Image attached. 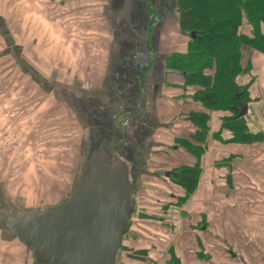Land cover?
<instances>
[{
    "label": "crops",
    "instance_id": "0c3cea01",
    "mask_svg": "<svg viewBox=\"0 0 264 264\" xmlns=\"http://www.w3.org/2000/svg\"><path fill=\"white\" fill-rule=\"evenodd\" d=\"M3 8L11 34L0 25L1 38L14 48L0 53V264L34 263L2 223L8 208L59 207L99 148L136 170L145 200L170 194L165 204L179 210L178 230L175 219L173 230L145 223L153 242L145 240L144 256L119 253L117 264H264V56L242 47V65L257 74L243 117L255 139L234 142L225 113L207 112L192 98L198 88L168 79L167 59L189 42L177 0H0ZM194 113L209 114L199 159L180 146L196 134ZM195 161V188L177 194L169 177Z\"/></svg>",
    "mask_w": 264,
    "mask_h": 264
},
{
    "label": "trees",
    "instance_id": "16d2710c",
    "mask_svg": "<svg viewBox=\"0 0 264 264\" xmlns=\"http://www.w3.org/2000/svg\"><path fill=\"white\" fill-rule=\"evenodd\" d=\"M177 9L180 30L189 42L185 53H174L167 59L168 74H180L184 88H198L192 98L207 112L226 114L222 129L230 132L231 141L255 139L248 133L244 118L236 112V97L241 95L243 103L250 100L251 82L245 84L242 78L252 65H242V47H250L264 56V0H177ZM190 120L196 134L193 140L181 144L199 159L203 154L201 144L209 135V114L194 113ZM219 134H215L217 138ZM185 170V173L174 170L173 181L184 175V185L189 187L192 177H198V168Z\"/></svg>",
    "mask_w": 264,
    "mask_h": 264
},
{
    "label": "water",
    "instance_id": "95a60500",
    "mask_svg": "<svg viewBox=\"0 0 264 264\" xmlns=\"http://www.w3.org/2000/svg\"><path fill=\"white\" fill-rule=\"evenodd\" d=\"M239 117L248 103L236 97ZM169 175V173H167ZM129 166L103 149L85 162L75 192L56 209L8 208L2 223L38 264H117L118 252L135 213Z\"/></svg>",
    "mask_w": 264,
    "mask_h": 264
},
{
    "label": "rangeland",
    "instance_id": "374dc122",
    "mask_svg": "<svg viewBox=\"0 0 264 264\" xmlns=\"http://www.w3.org/2000/svg\"><path fill=\"white\" fill-rule=\"evenodd\" d=\"M13 1L16 2V1H19V0H8L9 3L10 2L12 3ZM35 1H39V0H35ZM68 1L71 2L73 0H68ZM9 10H10L9 8H3L2 9V14H0V25L3 26V29H4L3 31H9L10 34H11V31L9 30V28H10V24H11V16L12 15H11L10 12H8ZM7 43H9V44H7ZM7 48H14V43L12 41H8V40L5 41V39H2L1 38V34H0V53H1L2 50L7 51ZM12 50H14V49H12ZM8 60H10V57H5L4 58V61H8ZM246 67H248V66H246ZM255 76H257V74L250 69V71L243 76V78H242L243 83H245V84L250 83L251 81H253V79L255 78ZM168 79H170L173 82H177V83L184 84V80L180 77V75H178L176 73L175 74H170L169 77H168ZM244 121H245V123L247 125V122H246L245 119H244ZM7 125H8L9 128L11 127V125L9 123H7ZM42 144H43V142H41V146H42ZM180 146H181V148H183L184 150H186L187 152H189L188 149L185 146H182V145H180ZM96 150H98V149H95V150L91 151L89 153V156L94 151H96ZM67 153L69 154V156H68L69 159L71 158V160H73V156L76 153L74 155H73L72 151H69ZM86 160L87 159H85L84 162H86ZM196 164H197V161H195V163L192 165L193 166V169L195 168ZM187 168L188 167H180V168H175V169H180L181 173H185L186 172L185 169H187ZM190 168L192 169V167H190ZM197 168H198V170H196V173H197L196 175L200 176L201 175V172H200L201 171L200 163L198 164V167ZM130 169H131V176H132L133 171L136 172V170L134 168H131V167H130ZM157 170H159V169H155L156 172H157ZM159 171H160L161 174L163 173L162 172L163 170L162 171L159 170ZM81 172H82V169H80L79 175L77 174L78 175L77 176V179L78 180H79V178L81 176ZM68 173H69V176H70V179H71V177L74 175L73 168H69L68 169ZM136 174H135V176H137ZM171 175H175V174H171ZM185 175H188V173L185 174ZM129 176H130V174H129ZM161 176H162V178H161ZM164 177H165L164 174L160 175L159 181H163ZM178 178H179V180H177V182L175 181L176 183L174 181H172V183L179 188L178 191H177V194H180L181 195L182 193H184V195H185L186 194V190L189 188V187H185V185H184L186 183V179H184V175H179ZM77 179H76V181H78ZM145 179L146 178L144 177L143 178V183H144V180ZM169 179L170 180H173V179H171V176L169 177ZM130 180H131V178H130ZM131 182L133 184L134 183V180L133 181L131 180ZM195 185H196V183L194 185H192L190 188H193L194 189L195 188ZM76 186H77V184H76ZM133 186L136 187L135 185H133ZM69 189L70 190H76L75 185L74 184H71L70 187H69ZM169 192H172V194L175 193V192L173 193V191H169ZM152 194H153L152 195L153 198L147 199V200H145L146 199L145 198L146 196H144L142 192L141 193L137 192L135 194V199L138 201V205L136 203L135 213L131 216V226H130V230H129L128 234L125 235V237L123 239L122 246H121V250L119 251V253L125 254V257L135 258L136 256H138V257L144 256V254H141L140 249H142L143 247H145V243H144L145 240L148 241V244L149 245L152 244L151 243V242H153L152 238L149 237L146 234L141 233V229L143 228V225H145V223H147V224L149 222L152 223L150 225V228H153V229L157 228L156 227L157 224L158 225H162V224H165V223H171L169 225V228L171 230L174 229V226H173L172 222L174 221L175 216L179 213V210L172 209V208H169L168 209V204H165L166 201L168 200L170 194L167 195L166 201L163 198V196H161L160 194L155 193V192L152 193ZM149 195H151V194H149ZM173 205H174V203H173ZM180 205H182V204H180ZM166 209L168 210V212H165ZM153 218H155V219L156 218H160L161 220L164 219L165 222L164 221H161L162 223H160L159 222L160 220L150 221ZM174 222H175V224L177 226V230H178V222H177V220L175 219ZM180 225H182V222H180ZM170 229H168V225L163 226L160 229L161 235H163V232H168V231L171 232ZM169 234H168V237H169ZM135 259H137V258H135ZM137 260H139V259H137ZM165 260H166V257H164V261ZM143 264H153V263L150 260H146L145 262H143Z\"/></svg>",
    "mask_w": 264,
    "mask_h": 264
},
{
    "label": "bare ground",
    "instance_id": "6f19581e",
    "mask_svg": "<svg viewBox=\"0 0 264 264\" xmlns=\"http://www.w3.org/2000/svg\"><path fill=\"white\" fill-rule=\"evenodd\" d=\"M33 264H38V263H35V261H34V263Z\"/></svg>",
    "mask_w": 264,
    "mask_h": 264
},
{
    "label": "flooded vegetation",
    "instance_id": "af4514ba",
    "mask_svg": "<svg viewBox=\"0 0 264 264\" xmlns=\"http://www.w3.org/2000/svg\"><path fill=\"white\" fill-rule=\"evenodd\" d=\"M168 176H170V174H169ZM133 185H134V184H133Z\"/></svg>",
    "mask_w": 264,
    "mask_h": 264
}]
</instances>
